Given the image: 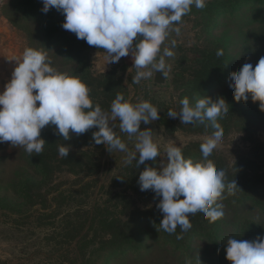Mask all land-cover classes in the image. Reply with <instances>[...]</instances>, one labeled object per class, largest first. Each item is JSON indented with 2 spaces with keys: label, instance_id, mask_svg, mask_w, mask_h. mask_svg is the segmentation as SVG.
I'll return each mask as SVG.
<instances>
[{
  "label": "trees",
  "instance_id": "obj_1",
  "mask_svg": "<svg viewBox=\"0 0 264 264\" xmlns=\"http://www.w3.org/2000/svg\"><path fill=\"white\" fill-rule=\"evenodd\" d=\"M8 4L19 20L37 21L38 40L32 47L44 49L47 54L53 52L71 65L66 73L88 85L94 106L99 104L110 111L118 94L138 103L137 95L131 96L116 67L98 75L91 72L89 51L93 46L62 27V12L55 8L42 12V0H9ZM197 12L204 21L205 44L189 49V57L187 53L181 57L183 67L177 74L182 76L183 84L177 108L180 111V101L185 97L194 105L203 97L215 100L222 96L228 104V111L217 119L223 132L238 122L261 124L264 111L260 110V102H253L250 94L246 103L237 102L229 75L240 70L245 52L264 56V0H207ZM240 15L245 18L238 24L235 20ZM228 20L237 29L228 30ZM215 28L223 30L216 33ZM221 50L223 54L218 56ZM144 101L160 112L155 121L158 127L170 131L178 128L175 119L167 115L173 110L172 103L156 97ZM119 123L118 119L114 121V130L127 152L113 149L110 153L105 144H96V127L80 135L70 131V139L65 140L52 123L41 131L46 141L41 154L30 155L24 147L19 150V168L10 175L5 191H0V212L10 221L11 231L20 226L18 230L25 237L35 236L31 247L36 248L32 256L39 258L38 264H96L102 256L105 262L117 259V264H132L145 258L141 253L148 252L153 241L173 257L175 264H231L226 259L228 238L242 240L246 228L253 240L264 237L263 159L238 155L229 161L214 150L209 159L225 171V183L235 179L241 189L231 195L225 191L218 201L223 205V218L210 222L198 212L189 217L190 230L181 233L177 227L169 234L159 225L163 213L157 204L162 197H156L152 190L141 191L138 183L146 167L159 166V158L139 167L135 160L128 163V153L135 151V145L124 140L126 133L120 131ZM181 126L191 132L215 131L210 121ZM62 144L70 147L68 157L59 155ZM200 145L191 142L182 147L184 157L194 162L202 160ZM63 171L74 175V179L57 181L56 174ZM1 172L4 174V170ZM18 243L30 245V240L21 238Z\"/></svg>",
  "mask_w": 264,
  "mask_h": 264
},
{
  "label": "clouds",
  "instance_id": "obj_2",
  "mask_svg": "<svg viewBox=\"0 0 264 264\" xmlns=\"http://www.w3.org/2000/svg\"><path fill=\"white\" fill-rule=\"evenodd\" d=\"M42 3L44 13L52 8L62 12L65 30L106 51L108 63L119 62L131 54L137 70L133 82L139 83L151 78L153 71H162L166 76L165 61L163 58L157 61V57L169 29L179 25L193 5L203 9L207 0H42ZM172 30L177 35L181 31L179 26ZM171 45L175 47L176 41L172 40ZM222 54V50L217 52L218 56ZM172 55L169 48H164L163 56ZM15 61L12 77L0 91V142L22 146L30 155L41 154L46 143L41 131L52 123L65 140L70 139V130L80 135L96 127L98 131L93 133L96 144H105L110 153L113 149L127 152L126 144L114 130L113 122L118 119L121 132L129 138L134 135L138 138L135 151L128 153V163L135 160L139 167L146 161L167 156L166 165L161 161L158 167H146L138 180L141 191L152 190L156 197H162L157 204L163 213L161 229L169 234L175 233L177 227L181 233L187 232L192 227L189 217L198 212L210 222L223 218V205L218 201L224 198L225 191L231 195L240 188L235 179L226 184L225 171L209 159L223 140V129L217 119L228 111L225 98L203 97L193 105L185 97L180 101L179 113L171 109L167 112L170 118L179 117L182 124L210 121L215 129L200 145L203 159L194 162L184 157L181 146L174 144H169L161 156L153 130H141L142 122L149 124L160 118L152 103H133L130 97L118 94L110 111H104L99 104L93 105L88 85L78 76L53 67L44 49L25 48L22 57ZM229 80L237 102L246 103L250 94L264 111V57L255 67L245 63L239 71L231 72ZM58 152L61 157H68L70 147L62 144ZM226 242V259L231 264H264V237L251 241L230 237Z\"/></svg>",
  "mask_w": 264,
  "mask_h": 264
},
{
  "label": "rangeland",
  "instance_id": "obj_3",
  "mask_svg": "<svg viewBox=\"0 0 264 264\" xmlns=\"http://www.w3.org/2000/svg\"><path fill=\"white\" fill-rule=\"evenodd\" d=\"M8 2L9 0H0V77H3L4 82V85L0 87V91L4 90V86L12 77V72L17 66L15 60L22 57L25 48H33V43L38 40L37 21L19 20V15L11 10ZM197 11L198 9L193 5L191 11L182 18L179 25L172 26V28L176 26L180 27L181 31L179 35H177L172 28L169 29V36L164 44H162L161 53L157 57V61L163 58L166 65L165 71L167 77L163 83L155 82L156 71H153L151 78L141 79L139 83H134L133 77L136 75L137 70L134 68V61L131 54L122 57L119 62L108 63V53L96 46L91 47L89 51V68L91 72L98 75L116 67L118 74L122 75L124 84L128 87L131 96L137 95V102L144 101L146 97H148V100L151 97H156L172 103L173 111L179 113L177 102L179 94L182 91L181 85L183 83L181 81L182 76L177 73L180 72L181 67H183L181 64V57L186 53L189 57L191 53V50L189 49L204 45L206 39V34L202 30L204 21ZM244 18L243 15H240L235 22L238 24L242 23ZM226 26L228 30L237 29V27L231 24L229 20ZM214 30L216 33H219L220 30L223 29L215 28ZM172 40L176 41L175 47L171 45ZM166 47L173 52L171 57L163 56V50ZM185 49L188 51H185ZM47 55L52 66L61 72L66 73L72 67L71 65H67L62 58L57 57L53 52L48 53ZM261 57L264 56H254L245 52L242 55L240 66L242 67L245 63H251L255 67ZM38 105L39 104H37V106ZM174 119L178 126L175 131L158 127L155 121L149 124L141 123V130H144L145 128H151L153 130V138L159 145L161 156L165 154V149L169 144L184 147L191 142L202 143L205 137L211 135L210 133L191 132L187 130L188 128H185L187 126H181V120L179 117ZM124 137H127L124 140L131 141L133 145L138 142L136 135L129 138L128 134H125ZM22 148V146H13L10 141L0 142V191H5L10 175L19 168L17 156L19 150ZM215 151L218 154L223 155L229 161L234 160L238 155H249L264 160V118L261 120V124H257L256 122H250L249 124L238 122L231 125L229 129L223 132V140ZM158 158L160 163L163 161L166 165V154L165 156ZM3 170L4 174L1 172ZM56 175L57 181L74 179V175L64 171L58 172ZM233 214L234 213L231 212V215ZM9 227L10 221L4 216V213L0 212V260H4V262L0 261V264H38V262H40L39 258L32 256V253L36 251V248L34 246L31 247L35 236L30 235L28 236L29 238L25 237L24 233H21L18 230L22 229L20 226L13 228V231H11ZM244 233L245 235L242 240H253L247 228ZM21 238L29 239L30 245H27L26 243L21 246V244L18 243L21 241ZM200 252L203 253V250L201 249ZM141 255H144L143 257L145 258L138 260V262L133 258L135 261L132 264H135V262L137 264L144 262H147V264L176 263L174 262L173 257H171L169 253L155 241L149 246L148 252L144 251ZM45 260L46 259H44L42 263H44ZM105 260L106 259L103 256L99 257L96 264H117L120 261L117 262V259H115V261L112 260L105 262Z\"/></svg>",
  "mask_w": 264,
  "mask_h": 264
},
{
  "label": "water",
  "instance_id": "obj_4",
  "mask_svg": "<svg viewBox=\"0 0 264 264\" xmlns=\"http://www.w3.org/2000/svg\"><path fill=\"white\" fill-rule=\"evenodd\" d=\"M166 77H167V73L165 76L162 71H158V72H156V75H155V82L163 83L166 80Z\"/></svg>",
  "mask_w": 264,
  "mask_h": 264
},
{
  "label": "crops",
  "instance_id": "obj_5",
  "mask_svg": "<svg viewBox=\"0 0 264 264\" xmlns=\"http://www.w3.org/2000/svg\"><path fill=\"white\" fill-rule=\"evenodd\" d=\"M2 62H3V60H2ZM2 85H4L3 77H0V87H1Z\"/></svg>",
  "mask_w": 264,
  "mask_h": 264
}]
</instances>
